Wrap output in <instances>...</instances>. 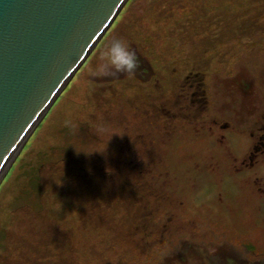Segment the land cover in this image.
I'll list each match as a JSON object with an SVG mask.
<instances>
[{"label": "rangeland", "instance_id": "rangeland-1", "mask_svg": "<svg viewBox=\"0 0 264 264\" xmlns=\"http://www.w3.org/2000/svg\"><path fill=\"white\" fill-rule=\"evenodd\" d=\"M263 118L264 0H128L5 170L0 264H264Z\"/></svg>", "mask_w": 264, "mask_h": 264}, {"label": "water", "instance_id": "water-1", "mask_svg": "<svg viewBox=\"0 0 264 264\" xmlns=\"http://www.w3.org/2000/svg\"><path fill=\"white\" fill-rule=\"evenodd\" d=\"M128 0H0V181Z\"/></svg>", "mask_w": 264, "mask_h": 264}, {"label": "clouds", "instance_id": "clouds-1", "mask_svg": "<svg viewBox=\"0 0 264 264\" xmlns=\"http://www.w3.org/2000/svg\"><path fill=\"white\" fill-rule=\"evenodd\" d=\"M139 63L134 50L123 39H113L99 52L97 62L90 74L94 77L132 75Z\"/></svg>", "mask_w": 264, "mask_h": 264}, {"label": "flooded vegetation", "instance_id": "flooded-vegetation-1", "mask_svg": "<svg viewBox=\"0 0 264 264\" xmlns=\"http://www.w3.org/2000/svg\"><path fill=\"white\" fill-rule=\"evenodd\" d=\"M263 120H264V118H263ZM261 129V130H263L264 129V123H262L260 126H258V129ZM257 141L256 142H254V144L252 145V149H253V151L252 152H250V155H249V159L250 160H252L253 159V156L256 154H253V152H256L257 150H259L258 149V147L257 146H260V145H258V141H259V144L261 143V144H264V142H263V138H264V132H262V133H260L258 136H257Z\"/></svg>", "mask_w": 264, "mask_h": 264}]
</instances>
